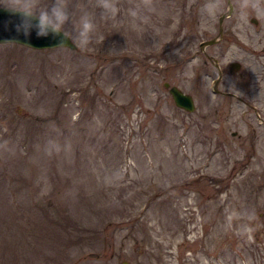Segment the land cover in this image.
<instances>
[{
  "label": "rangeland",
  "instance_id": "obj_1",
  "mask_svg": "<svg viewBox=\"0 0 264 264\" xmlns=\"http://www.w3.org/2000/svg\"><path fill=\"white\" fill-rule=\"evenodd\" d=\"M95 3L70 0L75 50L0 43V264H264V17L155 0L135 27Z\"/></svg>",
  "mask_w": 264,
  "mask_h": 264
},
{
  "label": "clouds",
  "instance_id": "obj_2",
  "mask_svg": "<svg viewBox=\"0 0 264 264\" xmlns=\"http://www.w3.org/2000/svg\"><path fill=\"white\" fill-rule=\"evenodd\" d=\"M69 4L70 0H51L48 5H42L41 0H0V9L9 14L8 23L12 24L18 34L22 33L28 37L32 31H35L37 37H48L49 35L59 37L58 46H63L64 38H66L63 29L71 19ZM95 7L101 10V15L105 19L115 20L121 12L119 0H96ZM232 8L230 0H203L199 12L204 18L214 20L221 15H230ZM235 8L237 26L241 28L250 24L252 15L258 18L264 17V0H236ZM156 12L155 0H129L126 16L133 26L139 27L149 24L152 14ZM96 32L94 14L82 7L74 36L76 44L80 48H87L93 42ZM253 216L254 214L230 209L226 219L231 224L247 217L249 223L244 224L242 230L249 239H252L255 228L250 221Z\"/></svg>",
  "mask_w": 264,
  "mask_h": 264
},
{
  "label": "water",
  "instance_id": "obj_3",
  "mask_svg": "<svg viewBox=\"0 0 264 264\" xmlns=\"http://www.w3.org/2000/svg\"><path fill=\"white\" fill-rule=\"evenodd\" d=\"M10 19L9 14L0 9V43L6 42H14L18 44H22L34 49H48V48H56V47H68L72 50L76 49V45L72 42L69 36L65 33L66 38H64V45H59V37H52L49 35L48 37H37L35 31H32L31 35L25 37L22 33L18 34L12 24L8 23ZM11 19H15V17H11ZM254 23L256 20L252 19ZM213 40L205 41L200 43V46L209 45ZM230 70L236 71L240 68V64L238 62H232L229 65ZM164 87L167 88L168 93L170 94L174 104L186 111H193L195 108L193 97L190 94L184 93L177 86L170 85L168 82L164 83ZM120 264H130L128 261H122Z\"/></svg>",
  "mask_w": 264,
  "mask_h": 264
}]
</instances>
